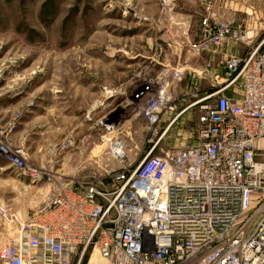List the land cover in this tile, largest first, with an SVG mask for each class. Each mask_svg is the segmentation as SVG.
<instances>
[{
	"label": "built area",
	"instance_id": "obj_1",
	"mask_svg": "<svg viewBox=\"0 0 264 264\" xmlns=\"http://www.w3.org/2000/svg\"><path fill=\"white\" fill-rule=\"evenodd\" d=\"M205 5L211 10L212 0ZM244 37V20L220 22L208 13L189 50L215 53ZM263 44L225 56L224 80L189 105L200 111L191 147L153 153L185 110L133 161L120 137L124 126L104 124L119 166L103 172L110 188L99 187L100 178L60 174L25 217L0 210L6 228L0 264H264ZM181 73L166 64L154 90L145 88L152 93L141 111L148 126L164 118ZM233 87L239 97L225 93ZM12 129L0 131V157L30 180L43 178L24 146L7 145Z\"/></svg>",
	"mask_w": 264,
	"mask_h": 264
},
{
	"label": "rangeland",
	"instance_id": "obj_2",
	"mask_svg": "<svg viewBox=\"0 0 264 264\" xmlns=\"http://www.w3.org/2000/svg\"><path fill=\"white\" fill-rule=\"evenodd\" d=\"M167 2L0 0V131L13 126L7 145L24 146L30 166L44 173L30 180L0 157L1 210L25 217L60 174L100 178L99 187L110 188L103 172L113 174L119 166L109 154L104 124L124 126L120 137L129 161L142 158L182 110L153 153L195 143L200 111L188 107L218 88L205 83V71L182 70L168 111L155 126L141 113L152 97L145 88L154 90L163 66L171 62L182 69L179 61L194 58ZM198 4L190 22L195 31L202 17L213 14L199 16ZM224 60L222 55L217 62L223 80ZM5 232L0 215V243Z\"/></svg>",
	"mask_w": 264,
	"mask_h": 264
},
{
	"label": "crops",
	"instance_id": "obj_3",
	"mask_svg": "<svg viewBox=\"0 0 264 264\" xmlns=\"http://www.w3.org/2000/svg\"><path fill=\"white\" fill-rule=\"evenodd\" d=\"M195 3H200V6L198 4L199 16L207 11L202 7V0H168L167 2L168 6L172 7V20L175 24L182 22L180 23L183 26L181 28V34L184 38L182 44L187 49L196 38L195 26L191 27L190 23L192 22V12L195 11ZM211 10L215 19L220 22L236 23L241 19L245 21V37L242 44L226 41L221 44L215 53H205L199 56L193 54V59H189V61L182 60L179 63L182 70L189 75L192 70L196 72L205 71L206 74L203 77L205 83L216 87L217 83L223 79V68L217 64L221 56L230 54L243 56L264 39V0H212ZM174 45H178V43ZM168 64H171V62ZM186 74H183L182 79L185 78ZM207 93L210 92L205 91L201 96ZM225 93L234 97H239L241 94L237 87L228 89Z\"/></svg>",
	"mask_w": 264,
	"mask_h": 264
},
{
	"label": "bare ground",
	"instance_id": "obj_4",
	"mask_svg": "<svg viewBox=\"0 0 264 264\" xmlns=\"http://www.w3.org/2000/svg\"><path fill=\"white\" fill-rule=\"evenodd\" d=\"M1 210V209H0ZM2 210H4V209H2Z\"/></svg>",
	"mask_w": 264,
	"mask_h": 264
}]
</instances>
